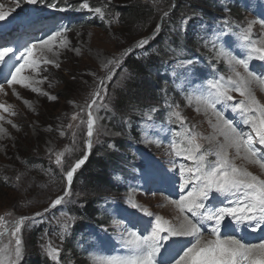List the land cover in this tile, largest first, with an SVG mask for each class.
I'll use <instances>...</instances> for the list:
<instances>
[{"label": "rangeland", "instance_id": "rangeland-1", "mask_svg": "<svg viewBox=\"0 0 264 264\" xmlns=\"http://www.w3.org/2000/svg\"><path fill=\"white\" fill-rule=\"evenodd\" d=\"M45 1L50 0H37L35 4L29 3L28 0H0V5H3L0 10L8 14L4 19V23L10 25L20 17L27 20L28 18L26 17L28 15L36 16L37 7ZM117 1L128 0H79V6L88 5V7H84V11L95 12L100 20H87V23L83 22L78 26L67 28L62 26L55 29L52 26L47 27V36L57 29H67V31L63 32L62 36L57 39L51 52L45 51L42 53L38 43V48L33 53L34 58L37 59L38 66L36 68L26 67L20 74V76L25 78L26 83L29 84L28 87L15 83L9 85L7 83V80L11 79L9 73L14 71V68L9 66L12 61L7 64H0V105L4 106L0 108V167L2 170H10L27 155L35 157L39 155H54L57 157L63 153L61 161H67L71 155L79 152L88 157L92 153L112 151L116 148L117 143L120 141L125 143V140L133 141L151 153L160 155V157L164 156L163 160L169 164L170 159H166L168 158L165 152L167 150L162 147H153L151 143L143 138L140 129L135 135L124 136L123 133H119L130 128L134 129L143 123L148 124L153 118H159L158 115L164 111V108L169 109V118L174 123H179L188 135L197 137V143L201 145L199 154L205 155L204 162H206L207 170L216 163L218 157L214 153L219 151L220 145L224 144L225 137L222 133L227 132L223 130L224 127L220 122L224 123L226 121L233 127L230 120L231 117L223 111L218 112L220 118L216 114V108H219L225 99L217 102L215 109H207L198 102L197 97L214 93L215 89L211 86L213 83L218 82L223 86L230 87L229 78H236L234 70L247 77V73L241 66L229 64L227 54L246 59L251 72H254L264 62V59L260 58L261 54L251 51L253 45L264 46V8H258L263 2L254 6L258 9L251 8L246 10L242 7L234 6L232 9H240L242 16H233L230 11L223 10L221 15H226L232 20L215 33L212 49L211 47H204L200 43L199 36L191 34V42L198 45H196L194 53L199 54V57L195 56L193 61L188 58L189 56L183 55L185 53L181 46V41L184 39L182 33L186 35L187 31L192 32L196 29V23L203 14L200 10L190 11V15H177L172 14L174 8H171L172 4L167 0H142L154 7L156 6L154 12L158 16L154 17L150 23H145L142 26L141 24H136L133 27L131 25L119 27L116 25V18L119 15L118 10L113 9V4H120ZM242 2L250 7V0H242ZM67 3L69 6H76L77 4L74 0H67ZM96 8H100L101 12L97 13L95 11ZM173 20L177 21L171 23ZM157 25L160 27L157 28ZM249 25L251 26V30L248 32L249 40L244 41L242 37ZM163 35L164 38L162 37ZM158 38H160L159 41ZM142 40H147V43L143 44V46H138V43ZM153 40H156V44L148 46V43H152ZM7 43L6 41L0 45H7ZM23 45L18 39L11 43V47L19 49L16 52L17 57H19ZM159 47L160 50H158ZM136 48L149 53L152 57L158 55L159 59L167 66L170 74L182 77L181 81L176 80L173 90L166 93L167 87H170V85L155 75V69L161 62H157L147 68L146 76L141 75L142 77L138 76L135 78L136 81H131L134 78L132 75L130 76L131 71H129V66L123 63V58ZM138 57L140 58V56ZM46 60H51L53 63H46ZM108 60L119 61V63L105 67ZM205 62L210 64L213 71ZM16 63L22 64L23 62L17 60ZM145 64H148V61ZM183 65H188V68L182 70V74H177ZM251 66L253 67L251 68ZM201 70L205 72L204 79L200 77ZM261 72L264 75V70ZM109 75L112 77L111 80L106 78ZM151 77L159 84L153 83L150 79ZM101 80H103V84H101ZM135 82L139 86L135 85L139 89V92L134 91L136 102L122 111L124 115L130 113L131 115L122 117L117 114L119 112L116 113L111 108L114 96L110 92V88L117 87V89H120L122 85L128 86L130 83ZM251 87L260 103L264 104V85L254 83ZM32 88H36L38 91L34 92ZM97 89L100 90L98 98L95 97ZM229 94L237 97L236 91H230ZM51 97H56V99ZM93 99L97 101L91 109L95 124L93 136L89 137L87 135L89 112L87 105L91 104ZM188 99H194L195 103ZM243 100L244 97L240 96V101ZM153 104L155 105L152 106ZM103 105H107V108ZM224 106L226 111L231 109L225 102ZM175 112L181 114L183 121L173 115ZM247 112L243 111L238 118L246 117ZM253 114L254 116H259L257 112H253ZM73 117L76 118L73 119ZM118 122L123 123V128ZM82 130L85 142L80 145V139L82 138L80 133ZM63 139H67L69 143L64 146L60 145ZM244 139L246 140V137ZM89 140L92 143L90 150L87 147ZM261 148L264 149V145L260 143L255 147L258 155L264 157V151L262 152ZM243 150L241 148L240 154L237 156L234 147L227 148L229 159L237 167L247 169L260 179H264V169L260 168L259 164L255 163V166L250 167L242 164L241 159L245 156ZM128 152L130 153L129 150ZM124 160L125 157L121 159L123 162ZM135 160L136 157L133 154L125 162L130 166L131 162ZM16 171L17 169H14L11 172L14 174ZM39 176L54 178L51 169L39 172ZM122 176L123 174L120 172H114L110 176V186L103 183L92 191L94 194L98 190L101 193L95 204V216L92 220L86 221L80 215L82 206L79 205V202L84 197L83 193L87 192L89 188H85L82 181L79 180L76 185H71L70 194L62 202V204L71 209L75 202L73 199H75V207L79 211V217L71 216L65 210L56 213L58 215L57 220H62L61 222H63L61 227H63V232H66L65 239L70 238V230L77 220L81 222L80 228L85 230L81 238L73 237L74 242H78L86 253L83 254L84 257L81 264H100L101 261L94 262L93 260L97 252L98 242L104 244L108 250L112 248L115 252H128L118 242L121 236H125V233L114 215V209L123 203L121 199L124 196L133 199L137 205L147 209L154 216H162L173 225L178 226L183 220L179 218L176 206L167 203L163 195H147L120 190L116 183ZM67 187L68 183L66 180L65 189ZM17 193L15 190L0 187V212L13 210L17 213H26V211L21 210L22 206H25L21 205V200H24V193L21 192L18 195ZM43 194L41 190L36 192L33 188L25 196L43 197ZM15 196L20 197V200H14ZM40 207L36 206V209ZM6 214L9 216L2 217L3 219L0 220L4 224H6V221L17 220L20 215H14L15 213ZM31 225H33L31 219L24 221L21 232L18 234L23 241V252L16 264H26V258H29L28 255L36 251L37 246L46 251V248L50 245L60 250L59 255L61 257L67 256L65 255V249L64 253L61 254L63 248L61 243L64 241L61 237L59 238L60 240L57 238L46 240L35 238L30 231ZM79 226H76L77 230ZM256 229L259 231V225L256 226ZM13 230L14 228L9 229L8 234L2 239L0 238V248L14 249L15 237L11 235ZM49 236L53 237L51 234ZM173 237L178 243L176 249L183 254V250L187 248L184 245L186 236ZM160 243L165 245L172 244L167 239L160 240ZM120 253H116V255L118 257L130 255ZM68 258L69 264H75L73 256ZM3 260L4 264H9L8 256H4ZM58 261L59 257L56 260H52L53 263Z\"/></svg>", "mask_w": 264, "mask_h": 264}, {"label": "snow or ice", "instance_id": "snow-or-ice-1", "mask_svg": "<svg viewBox=\"0 0 264 264\" xmlns=\"http://www.w3.org/2000/svg\"><path fill=\"white\" fill-rule=\"evenodd\" d=\"M29 3L35 4L37 0H28ZM88 7L87 4L83 5ZM3 5H0L2 9ZM97 13L101 12L100 8H96ZM7 13L0 10V20H4ZM167 15V13H165ZM160 26L157 25V28ZM251 26L245 31L243 40L248 41ZM67 29H57L48 35L47 39L39 41V48L41 52H51L54 43L63 32ZM63 43V41H61ZM147 43V40H142L138 43V46H143ZM38 48L37 43L23 45V52L19 57L16 56V52L19 49H14L11 46L0 45V64H7L9 61L12 63L9 65L14 68L9 75L11 79L7 80L9 85L22 84L24 87H28L25 78L20 76L22 70L31 66L36 68L38 66L37 59L34 58V50ZM251 51L261 54L260 58L264 59V46L253 45ZM229 64L241 66L247 77L242 75L239 71H235V79H231L230 83L232 88L223 86L221 84L213 83L211 86L215 89L214 93H209L207 96H198L197 100L203 104L206 108L215 109L217 102L221 99L233 100L234 97L229 94L230 91H236L240 96L244 97L243 101H240V106L243 111L257 112L259 116L250 117L248 123H251L252 131L256 134L260 144L264 145V104H261L252 91V85L254 83H260L264 85V79L258 78L253 72L249 70L248 61L244 58H239L231 54H227ZM7 58V59H6ZM17 60H23L22 64L16 63ZM46 63H53L51 60H46ZM119 61L108 60L105 67L111 64H117ZM58 67V65H57ZM111 80V76L106 77ZM103 84V80H101ZM32 91L36 92L38 89L32 88ZM43 94V93H42ZM100 96V90L95 91V97ZM56 99V97H51ZM96 99L92 100L91 104H88V121H87V135L93 136L95 120L92 116L91 109L96 104ZM107 108V105H103ZM0 105V108H3ZM6 110V109H5ZM174 116L183 121V117L179 112L173 113ZM219 116L220 114L217 113ZM76 117H73L75 119ZM228 131L222 133L225 137V144L220 145L219 151L214 154L218 157L216 163L211 165L208 170H201V167H197L195 179L198 181V186L188 191L186 196H182L179 200H174L172 203L176 205L179 211L184 214L183 220L179 225H173L170 221L164 219L160 215L155 216V225L150 235H141L137 232L129 231L128 235L121 236V244L123 247L130 250L131 254L123 257H105L100 264H159L157 261V253L160 249L159 241L166 239V236H162V233H166L171 236H191L195 238V242L190 247L183 250V254L178 256L174 262L170 264H264V243L260 244H247L243 243L240 239L234 236H226L221 238L220 229L226 218H231L236 224L252 226L253 231L256 230V226H264V179H260L250 171L244 168L237 167L229 159L227 148L234 147L237 152V156L240 154V150L243 147L245 156L244 159L249 160L251 163L259 164L260 168L264 169V157H260L254 147L251 146L250 139L245 140L241 133L237 132L230 123L224 122ZM191 131V130H189ZM188 144L190 148L186 149L190 154L188 159H198L199 161L205 160V155H199L197 153L201 151V145L197 143V137L190 135L188 137ZM87 147L90 150L92 143L89 140ZM180 155V152H176ZM59 154L56 159V163L61 164V156ZM87 156L77 160L73 166L67 170L65 179L67 180L68 187L64 190L63 195L58 196L51 202V207L62 204L64 198L70 194V187L73 181L74 173L85 162ZM181 173L184 172L183 166L181 167ZM191 171V170H189ZM19 179V178H18ZM192 181L185 179L181 188L188 187ZM215 192L224 196H235L236 200L232 206H224L217 208H208L205 201L208 200L210 194ZM133 208H139L146 215L152 216L153 213L148 212L142 206L132 203ZM48 209H45L47 211ZM195 219H190L187 214ZM40 215V213H37ZM3 218H0L2 220ZM25 217H20L14 224V230L11 235L15 237V247L13 248H0V264H4L3 257L8 256L9 264H16L22 255L23 241L18 235L21 232L22 226L25 221ZM205 220L214 221L215 226L211 229V233L216 238L201 243V225ZM2 235V233H0ZM59 249L53 248L50 245L46 248L47 256L52 260H56L59 256Z\"/></svg>", "mask_w": 264, "mask_h": 264}, {"label": "trees", "instance_id": "trees-1", "mask_svg": "<svg viewBox=\"0 0 264 264\" xmlns=\"http://www.w3.org/2000/svg\"><path fill=\"white\" fill-rule=\"evenodd\" d=\"M169 3L172 4L171 8H174L172 11V14L177 15H190V11H198L200 10L201 13H203L200 18H209L210 15L208 14V11L212 10V12L218 13L219 9L212 3L211 0H167ZM74 2H77L76 6L72 5L71 8H75V10H82L80 6L78 5L79 0H74ZM119 5L113 4V9L118 10V16L116 18V25L122 26V25H131L132 27L136 24L145 25L150 23L153 18L157 17L158 15L154 12L156 10V6L150 5L147 2H144L142 0H128V1H117ZM65 4L68 5L67 0L65 1ZM157 5V4H156ZM69 6V5H68ZM170 8V10H171ZM233 16H242L240 9H232ZM171 13V12H170ZM87 20L91 21L93 20L91 17H88V15L83 20L85 23H87ZM177 20L171 21V23H174ZM153 26V24H152ZM183 38L181 41V46L186 49V53H191L192 49H194L191 45V32L187 31L186 35L185 33H182ZM164 38V35L162 36ZM160 38H158L159 41ZM157 40V38H156ZM156 40L152 41V43H148V46H151L152 44H156ZM181 40V39H179ZM151 44V45H150ZM145 48V47H143ZM160 50V47L158 48ZM137 52V48L133 50V52H129L125 55L123 58V63H125L127 66H129V71H131L130 76L132 75L134 79L131 81H136V77H140L141 75L146 76V69L150 68L152 65L156 64L159 61L158 55L156 57H152L150 54L146 56H140V58L135 54ZM161 52V51H160ZM133 54V55H132ZM146 61H148V64H145ZM141 62V63H140ZM131 68V70H130ZM145 73V74H144ZM142 77V76H141ZM160 78V77H159ZM153 83H157L155 79L150 78ZM136 83V84H135ZM130 83L127 85H122L121 88H110V92L114 96V99L111 103V108L114 109V111L119 114L122 117H126L127 114L124 115L122 111L129 107V105L136 102L135 92L138 91V85L137 82ZM158 84V83H157ZM137 85V86H135ZM141 87V85H140ZM142 88V87H141ZM139 92V91H138ZM116 105V106H115ZM118 118V117H117ZM119 123V122H118ZM123 128V123H119ZM132 127V126H131ZM84 129V127H83ZM136 129H128L127 131L119 132L120 134L123 133L124 136H128L129 134H135ZM82 135V138L80 139V145H82L85 142L84 132L80 133ZM127 142L123 143V141H120L116 144V148L112 151H101L96 153L90 154L85 162L81 165L79 169L74 173L73 181L71 183L76 185L79 181H82V184L85 188H89L87 192L83 193V199H81L79 202V205L82 206V210L80 212V215L82 218H84L86 221L92 220L95 216V204L97 200L100 198L101 193L96 191L94 194L92 191L96 190L101 184H108V178L107 175L112 170H118L121 168V159L125 157V159L128 158L127 152H126V146ZM69 142L67 139H63L60 143V145L64 146L67 145ZM23 154V153H22ZM84 157V154L79 152L75 155H71L67 161H61L62 166L58 165L56 163L57 157L54 155L50 156H32L27 155L23 157L21 162H19L18 165L10 168V170H2L0 167V187H3L5 189H11L15 190L16 192L24 193V200H21V205L23 208L21 210L26 211V213H17L13 210H3L0 212V218L9 216L6 213H15L14 215H19L18 219L6 221V224L4 222H0V238L2 239L6 234H8L9 229L14 228L15 222L19 220L20 217H25V221H28L31 217H40V216H47L48 212L53 210L54 207H51V202L55 200L58 196L63 194L65 187H66V180L64 175L66 174L67 170L70 169L71 166L75 164V162L81 158ZM17 169V171L13 174L11 171ZM48 169L52 170V175L54 178H43L39 176V172L46 171ZM19 178V179H18ZM40 182V183H39ZM36 190V192H40V190L44 193L43 197L39 196H25V194H29L30 191ZM92 192V193H91ZM17 193V195H18ZM14 200L19 201L20 197H14ZM75 202L76 200L73 199ZM15 201V202H16ZM75 202L72 205L69 215L71 216H77L79 217V211L75 207ZM78 203V202H77ZM36 206H41L40 208L36 209ZM21 207V206H20ZM45 209H48L45 211ZM37 213H40V215H37ZM76 217V218H77ZM61 223L62 220H57ZM81 224L80 221H76L73 228L70 232V238L65 239V237H62L64 240L61 245H63L61 254L64 253L65 249V255L66 257H61L59 255V261L57 263H53L52 259L47 256V252L45 249L41 247H36V251L29 254L26 258V264H69V256H73L75 258V264H81L83 260V255L78 253L77 251V243L74 242V238L79 233L80 230H76V226H79ZM30 225V224H29ZM60 228V227H58ZM30 231L33 233V236L35 238H39L42 240L50 239V238H56L54 235L53 237H50L47 233H45L44 230H40L39 227L30 228ZM0 239V240H1ZM59 239V238H58ZM60 240V239H59ZM33 250V249H32Z\"/></svg>", "mask_w": 264, "mask_h": 264}, {"label": "bare ground", "instance_id": "bare-ground-1", "mask_svg": "<svg viewBox=\"0 0 264 264\" xmlns=\"http://www.w3.org/2000/svg\"><path fill=\"white\" fill-rule=\"evenodd\" d=\"M51 22H47V24H50ZM243 112V111H242ZM239 120H242L243 121V123H246V117H240V118H238ZM220 124L224 127V129L223 130H226V131H228V129H227V127H226V125L224 124V123H221L220 122ZM245 125H247V124H245ZM222 130V131H223ZM247 130H249V128H246V131ZM14 135V134H13ZM224 136V135H223ZM224 144H225V142H224ZM243 152H244V150H243ZM241 161H242V164L243 165H245V166H247V167H250V166H255L256 164L255 163H251V162H249V160H247V159H244V158H242L241 159ZM173 205V204H172ZM159 244H160V249H159V252H160V254H162L163 253V251H162V244L160 243V241H159ZM178 244V243H177ZM166 246H170V245H166ZM175 255V254H174ZM172 262H174V260L172 261ZM164 264H169L170 263V261L169 260H167L166 262H163Z\"/></svg>", "mask_w": 264, "mask_h": 264}]
</instances>
